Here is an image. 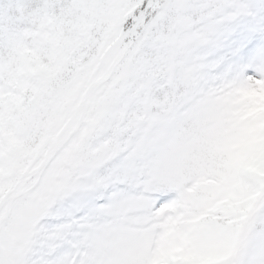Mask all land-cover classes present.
<instances>
[{
	"label": "snow or ice",
	"instance_id": "snow-or-ice-1",
	"mask_svg": "<svg viewBox=\"0 0 264 264\" xmlns=\"http://www.w3.org/2000/svg\"><path fill=\"white\" fill-rule=\"evenodd\" d=\"M0 264H264V0H0Z\"/></svg>",
	"mask_w": 264,
	"mask_h": 264
}]
</instances>
